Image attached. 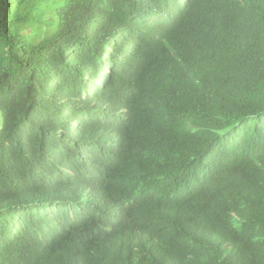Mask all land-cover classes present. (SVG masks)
Segmentation results:
<instances>
[{
    "label": "trees",
    "instance_id": "16d2710c",
    "mask_svg": "<svg viewBox=\"0 0 264 264\" xmlns=\"http://www.w3.org/2000/svg\"><path fill=\"white\" fill-rule=\"evenodd\" d=\"M0 113V264H264V0H0Z\"/></svg>",
    "mask_w": 264,
    "mask_h": 264
},
{
    "label": "clouds",
    "instance_id": "9594fccd",
    "mask_svg": "<svg viewBox=\"0 0 264 264\" xmlns=\"http://www.w3.org/2000/svg\"><path fill=\"white\" fill-rule=\"evenodd\" d=\"M113 217H114V216H113ZM116 224H117V220H115V221L113 222V225H112L111 227H109V229L112 231L113 228L116 226Z\"/></svg>",
    "mask_w": 264,
    "mask_h": 264
},
{
    "label": "rangeland",
    "instance_id": "374dc122",
    "mask_svg": "<svg viewBox=\"0 0 264 264\" xmlns=\"http://www.w3.org/2000/svg\"><path fill=\"white\" fill-rule=\"evenodd\" d=\"M1 123H2V116H1V113H0V126H1Z\"/></svg>",
    "mask_w": 264,
    "mask_h": 264
}]
</instances>
